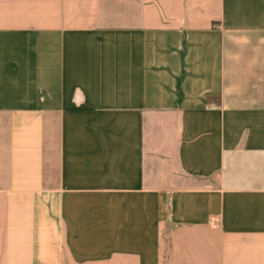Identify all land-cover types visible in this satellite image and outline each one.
Listing matches in <instances>:
<instances>
[{
    "label": "crops",
    "instance_id": "1",
    "mask_svg": "<svg viewBox=\"0 0 264 264\" xmlns=\"http://www.w3.org/2000/svg\"><path fill=\"white\" fill-rule=\"evenodd\" d=\"M0 264H264V0H0Z\"/></svg>",
    "mask_w": 264,
    "mask_h": 264
}]
</instances>
